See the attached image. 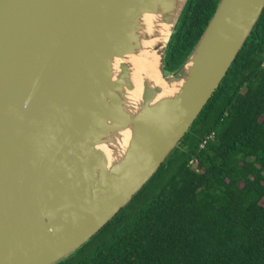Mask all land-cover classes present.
I'll list each match as a JSON object with an SVG mask.
<instances>
[{"label":"water","instance_id":"water-1","mask_svg":"<svg viewBox=\"0 0 264 264\" xmlns=\"http://www.w3.org/2000/svg\"><path fill=\"white\" fill-rule=\"evenodd\" d=\"M186 2L0 0V264H56L111 220L188 131L264 8V0H220L166 75ZM163 24L160 74L169 82L187 73L185 81L162 96L144 79L127 111L130 65L114 77L113 60L138 55Z\"/></svg>","mask_w":264,"mask_h":264},{"label":"trees","instance_id":"trees-1","mask_svg":"<svg viewBox=\"0 0 264 264\" xmlns=\"http://www.w3.org/2000/svg\"><path fill=\"white\" fill-rule=\"evenodd\" d=\"M219 1L187 0L165 52L166 75L187 59ZM56 264H264V8L151 178Z\"/></svg>","mask_w":264,"mask_h":264},{"label":"bare ground","instance_id":"bare-ground-1","mask_svg":"<svg viewBox=\"0 0 264 264\" xmlns=\"http://www.w3.org/2000/svg\"><path fill=\"white\" fill-rule=\"evenodd\" d=\"M153 25V24H152ZM151 24H147V30L151 31ZM157 27L154 29L156 31ZM160 32L155 35L148 37V39L143 40L141 42V50L138 55H126L122 58H115L113 60V74L114 77L118 76L119 66L121 64L129 63L130 65V79L133 82V89L129 92H125L124 95V105L126 106V110L129 111L135 106V103L138 102L139 97L141 96L142 91V81L144 79L155 80L157 85L161 87L160 94L162 96H172L176 93L183 85L186 74L182 75L180 78L174 81H165L161 76L159 71L160 64V55L162 51V46L164 40L166 39V35L168 33V26L163 24ZM148 35V34H147ZM191 62L187 65L186 71L188 70ZM130 131L129 129L124 130L120 135L121 140L126 143L129 137ZM105 151L107 158L110 160L112 157L110 156L111 151L108 150L105 146L102 147Z\"/></svg>","mask_w":264,"mask_h":264},{"label":"rangeland","instance_id":"rangeland-1","mask_svg":"<svg viewBox=\"0 0 264 264\" xmlns=\"http://www.w3.org/2000/svg\"><path fill=\"white\" fill-rule=\"evenodd\" d=\"M180 67H181V66H180ZM180 67H179V68H180ZM179 68H178V69H179ZM178 69H177V70H178ZM175 71H176V70H175ZM175 71H174V72H175ZM174 72H172V73H174ZM165 73H166V72H165ZM191 165H192L193 168L196 167L195 162H191Z\"/></svg>","mask_w":264,"mask_h":264},{"label":"built area","instance_id":"built-area-1","mask_svg":"<svg viewBox=\"0 0 264 264\" xmlns=\"http://www.w3.org/2000/svg\"><path fill=\"white\" fill-rule=\"evenodd\" d=\"M213 137V134H210L209 136H208V138H212ZM203 143H205V140H203ZM193 162V161H192Z\"/></svg>","mask_w":264,"mask_h":264}]
</instances>
